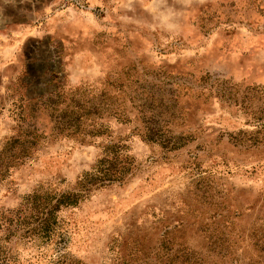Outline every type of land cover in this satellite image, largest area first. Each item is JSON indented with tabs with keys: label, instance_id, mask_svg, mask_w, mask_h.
I'll return each mask as SVG.
<instances>
[{
	"label": "rangeland",
	"instance_id": "1",
	"mask_svg": "<svg viewBox=\"0 0 264 264\" xmlns=\"http://www.w3.org/2000/svg\"><path fill=\"white\" fill-rule=\"evenodd\" d=\"M85 107L103 134L72 139ZM35 132L0 157V264H264V0H0V151ZM109 145L125 181L26 234L25 198L75 191Z\"/></svg>",
	"mask_w": 264,
	"mask_h": 264
},
{
	"label": "trees",
	"instance_id": "2",
	"mask_svg": "<svg viewBox=\"0 0 264 264\" xmlns=\"http://www.w3.org/2000/svg\"><path fill=\"white\" fill-rule=\"evenodd\" d=\"M64 121L60 122L63 129L69 131L68 137L84 141L87 137H98L103 131L90 130L92 118L98 114V111H89L87 107L82 111H67ZM146 138L152 142H160L167 149L176 150L177 145L171 146L166 141L165 135L160 130L148 128ZM31 139L9 138L3 143L0 151V157L7 167L13 166L22 158L30 157L33 149L39 144L41 137L38 133H30ZM126 147L119 145H109L106 147V154L99 160L93 171L86 173L76 183L75 191L62 192L58 194L55 191L36 192L25 198L23 206L34 211V218L37 225L33 230L26 231V234L37 235L40 239H52L55 235L58 223V213L65 208L76 207L82 201L87 199L94 189L105 188L115 183L125 181L131 172L134 164L133 158L124 155L122 152Z\"/></svg>",
	"mask_w": 264,
	"mask_h": 264
}]
</instances>
